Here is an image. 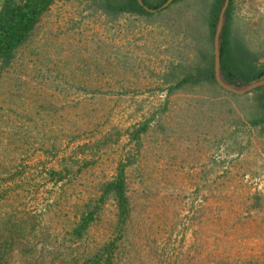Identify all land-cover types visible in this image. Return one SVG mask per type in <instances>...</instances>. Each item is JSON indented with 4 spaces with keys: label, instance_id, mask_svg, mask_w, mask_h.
Instances as JSON below:
<instances>
[{
    "label": "rangeland",
    "instance_id": "obj_1",
    "mask_svg": "<svg viewBox=\"0 0 264 264\" xmlns=\"http://www.w3.org/2000/svg\"><path fill=\"white\" fill-rule=\"evenodd\" d=\"M205 1L148 18L56 0L0 62V187L14 191L0 216L38 217V248L51 259L99 184L130 160L118 264H264V137L246 124L242 103L189 88L168 94L169 70L195 57L189 32ZM233 2L235 31L264 51V0ZM65 167V184L48 178ZM115 213L108 201L87 243L117 236Z\"/></svg>",
    "mask_w": 264,
    "mask_h": 264
},
{
    "label": "trees",
    "instance_id": "obj_2",
    "mask_svg": "<svg viewBox=\"0 0 264 264\" xmlns=\"http://www.w3.org/2000/svg\"><path fill=\"white\" fill-rule=\"evenodd\" d=\"M56 0H4L0 6V62H10L14 53L34 35L43 16ZM168 0H95L103 12L113 17L122 15H161L176 5L189 0H174L167 8L159 10ZM225 0H209L196 13L197 25L189 32L194 38L196 50L192 60L174 65L166 75L168 94L183 89L193 92L204 90L213 98L231 99L242 103L244 119L248 127L264 137V87L250 94L236 95L224 90L215 78L214 38L222 6ZM145 7L158 12L150 13ZM234 2L231 0L226 12L225 24L220 37V71L222 79L232 86H242L264 76V64L257 59L264 51L254 52L248 42L234 28ZM259 56V57H258ZM155 117V116H154ZM151 120L130 131L131 142L139 143L141 135L149 129ZM130 164L120 161L115 176L99 184L93 201L84 206L75 224L66 231L68 244L51 259L45 248H38L44 232L37 229L38 217L0 216V264H118L119 241L125 234L132 207L126 170ZM71 175L68 167L51 169L48 178L55 184H65ZM14 191L0 187V202L10 201ZM115 207V238L91 245L85 237L96 223L99 212L108 202ZM1 215V214H0ZM31 222L35 225L28 228ZM34 238V243L32 240ZM19 257V258H18Z\"/></svg>",
    "mask_w": 264,
    "mask_h": 264
},
{
    "label": "water",
    "instance_id": "obj_3",
    "mask_svg": "<svg viewBox=\"0 0 264 264\" xmlns=\"http://www.w3.org/2000/svg\"><path fill=\"white\" fill-rule=\"evenodd\" d=\"M173 1L174 0H168L159 10L167 8L170 4L173 3ZM138 2L141 5H143L142 0H138ZM230 2L231 0H225L222 6L219 21L216 28L215 38H214L215 78L224 90L236 95H245V94H250L252 91L256 89L264 87V76L246 84V86L242 88H235L222 79L221 71H220V37L225 24L226 12L228 10ZM145 9L150 13L159 11V10L149 9L147 7H145Z\"/></svg>",
    "mask_w": 264,
    "mask_h": 264
},
{
    "label": "crops",
    "instance_id": "obj_4",
    "mask_svg": "<svg viewBox=\"0 0 264 264\" xmlns=\"http://www.w3.org/2000/svg\"><path fill=\"white\" fill-rule=\"evenodd\" d=\"M3 1H4V0H0V6H1V4H2Z\"/></svg>",
    "mask_w": 264,
    "mask_h": 264
}]
</instances>
